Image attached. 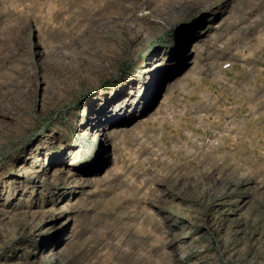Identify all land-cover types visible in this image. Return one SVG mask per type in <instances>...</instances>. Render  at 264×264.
Here are the masks:
<instances>
[{
  "label": "rangeland",
  "instance_id": "374dc122",
  "mask_svg": "<svg viewBox=\"0 0 264 264\" xmlns=\"http://www.w3.org/2000/svg\"><path fill=\"white\" fill-rule=\"evenodd\" d=\"M0 264H264V0H0Z\"/></svg>",
  "mask_w": 264,
  "mask_h": 264
},
{
  "label": "bare ground",
  "instance_id": "6f19581e",
  "mask_svg": "<svg viewBox=\"0 0 264 264\" xmlns=\"http://www.w3.org/2000/svg\"><path fill=\"white\" fill-rule=\"evenodd\" d=\"M210 25L211 24H208V26H207V29L210 27ZM206 29V30H207ZM202 31H204V30H200V32H199V34L202 32ZM203 33H205V31L203 32ZM203 39H202V37L201 36H199V38H198V40L197 41H194V42H192V44L193 43H195L194 45H193V48L191 49V54H190V56L195 52V50H196V48L197 47H199V45H200V43H201V41H202ZM198 42V43H197ZM189 50V49H188ZM185 59H188V62L190 63V62H192L191 61V58H189V56H188V58H183L182 60L184 61ZM187 62V63H188ZM183 64H181V66H182ZM177 77V76H176ZM179 80V78L178 79H176L174 82H172V83H169L168 84V87H170L171 85H173V84H175L177 81ZM172 81V80H171ZM170 81V82H171ZM94 128H96V129H99L98 131H100V127H101V123H100V121L98 122H96V124H94V126H93ZM116 129H114V128H108V129H106V130H104L103 132H100L99 133V135L100 136H103V137H105V139H106V142L105 143H102L101 144V148H102V152L104 153V155L107 153L106 152V147H107V143H109V141L113 138V136L115 135V131ZM50 137V136H49ZM101 141V140H100ZM104 142V141H103ZM112 148H113V146H112ZM114 154V153H113ZM29 156V155H28ZM105 160H106V156H104L103 157ZM35 162V161H34ZM69 165H71V163L69 164ZM43 166V165H42ZM66 168V167H65ZM65 168H57L58 170H60V172H62V173H65V174H67V168L65 169ZM24 169V168H23ZM34 169V168H33ZM38 169V168H37ZM18 170H20V169H18ZM36 170V169H35ZM21 171H23V170H21ZM32 171V170H31ZM38 171V170H37ZM17 172V171H16ZM40 172V171H39ZM68 172H69V170H68ZM25 173V172H24ZM33 174V173H32ZM70 174V173H69ZM19 177V176H18ZM22 177V176H21ZM37 177V176H36ZM74 177V176H73ZM72 177V178H73ZM17 182V181H16ZM22 182V181H21ZM13 183V182H12ZM67 212V211H66ZM65 208H63V210L61 211V213L64 215L65 213ZM60 215V214H59Z\"/></svg>",
  "mask_w": 264,
  "mask_h": 264
},
{
  "label": "built area",
  "instance_id": "2783aa9c",
  "mask_svg": "<svg viewBox=\"0 0 264 264\" xmlns=\"http://www.w3.org/2000/svg\"><path fill=\"white\" fill-rule=\"evenodd\" d=\"M230 67L229 63H225L222 65V69H228Z\"/></svg>",
  "mask_w": 264,
  "mask_h": 264
}]
</instances>
